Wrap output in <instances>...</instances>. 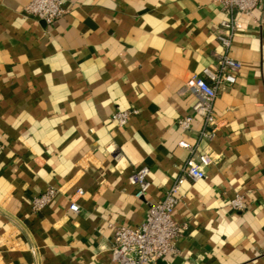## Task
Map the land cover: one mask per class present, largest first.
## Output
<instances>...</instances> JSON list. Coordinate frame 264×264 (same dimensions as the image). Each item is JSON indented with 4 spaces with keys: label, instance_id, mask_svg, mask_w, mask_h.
<instances>
[{
    "label": "crops",
    "instance_id": "obj_1",
    "mask_svg": "<svg viewBox=\"0 0 264 264\" xmlns=\"http://www.w3.org/2000/svg\"><path fill=\"white\" fill-rule=\"evenodd\" d=\"M30 1L0 0V264H113L114 227H138L182 174L181 140L212 163L181 186L173 218L187 229L157 264H264V0L239 16L230 54L242 68L214 102L212 141L200 117L189 132L177 120L196 100L186 82L224 52L217 0H64L51 25ZM130 109L119 126L113 114ZM143 166L138 199L129 177Z\"/></svg>",
    "mask_w": 264,
    "mask_h": 264
},
{
    "label": "built area",
    "instance_id": "obj_2",
    "mask_svg": "<svg viewBox=\"0 0 264 264\" xmlns=\"http://www.w3.org/2000/svg\"><path fill=\"white\" fill-rule=\"evenodd\" d=\"M221 8L229 14L222 20L216 32V39L224 49L214 68L207 67L202 75H193L185 84L184 90L195 93L196 100L192 106V114L177 120L178 127L183 132L192 130L195 117H200L203 126L199 131L200 140L212 141L218 131V119L214 102L223 87H230L236 82L242 63L230 54L232 43L236 35L243 29V22L239 16H252L261 0H217ZM28 14L43 21L46 25L53 24L62 18L67 10L64 0H31L26 6ZM138 110H117L112 118L119 126L127 125L129 118L137 114ZM179 148L186 150L188 159L182 168V174L166 191L164 197L155 203H149L144 220L136 228L126 226L114 227V243L111 248L113 264H157L159 260L172 259L178 253L177 242L184 236L187 224H181L173 218V212L180 202L178 196L183 183L205 179L207 168L212 160L207 153H199L196 144L181 140ZM149 172L147 166L134 170L129 182L136 187L135 197L145 198L149 188ZM83 190H77L75 196H82ZM56 195L51 188L45 193L36 196L32 201L35 211H41ZM229 205L235 210L245 208L244 196L237 194ZM70 210L79 212L76 200H72Z\"/></svg>",
    "mask_w": 264,
    "mask_h": 264
}]
</instances>
